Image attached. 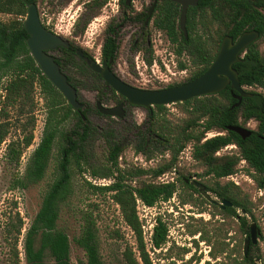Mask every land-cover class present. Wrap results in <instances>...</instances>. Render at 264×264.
<instances>
[{"label":"trees","instance_id":"16d2710c","mask_svg":"<svg viewBox=\"0 0 264 264\" xmlns=\"http://www.w3.org/2000/svg\"><path fill=\"white\" fill-rule=\"evenodd\" d=\"M38 2L39 0H0V81H5L0 102V118L4 115V120L0 119V147L9 135L10 109L24 117L25 121L20 125L23 137L8 144L6 158H10L18 165L23 151L32 144L36 88L40 90L45 100L47 118L44 135L31 156L27 170V177L31 181L42 179L53 144L56 138L59 139L57 177L44 193L40 208L25 236L27 264H45L43 261L45 252L49 254L54 264H71L69 238L58 230L57 224L61 205L72 195L70 171L72 163L80 175L88 173L92 178L112 181L106 186H96L90 182L86 184L93 192L110 194V199L119 207L123 222L135 236L138 255L126 249L124 251L126 264H153L146 250L136 202L140 201L147 207H154L157 203L167 202L174 195H179L178 191L182 189L185 196L183 194L179 196L181 204H195L194 198L188 195L190 192L198 194L202 204L209 203L199 195L195 187L185 181L187 178L183 175L181 178L175 177L172 181H159L166 174H177L179 154L188 145L191 148V158L204 168L201 177L208 179L204 184L206 191L232 204L223 210L213 204L212 207L223 221H237L240 234L248 236L247 216L255 221L250 196L243 192L241 185H235L226 180V177L234 174L239 163L244 162L248 167L247 172L254 181L255 189L264 190V93L249 91L252 96L242 98L237 107L234 106L237 102L234 95L237 93L230 87H226L218 94L176 103L174 106L180 107L185 117L174 122L163 114L165 106L153 107L148 110L147 127L134 134V150L137 154L143 155L146 161L151 160L156 152L162 155L161 159L155 166L149 168H121L118 159L123 148L117 137L118 132L113 127L114 120L106 117L110 120L106 128L95 126L89 116L92 113L101 114L95 105L81 99L79 89L89 87L94 90L100 102L111 101L119 104L125 102V99L106 86L100 76L78 58L75 51L81 48L70 44L68 49H58L59 56L56 57V62L60 71L67 76V81L76 89L77 99L82 105L78 112L72 110L63 96L42 74L26 46L24 18L28 6L31 3L37 5ZM105 3L106 0H94L87 5L88 12L75 22L73 33H83L89 22L90 13L101 9ZM120 3L125 10L129 9L123 0ZM156 11L155 27L163 31L172 43L174 54L178 58L186 57L188 65L177 60L178 70L183 71L189 67V76L185 82L195 79L211 65L224 36H231L235 41L244 32L256 31L259 34L257 41L246 48L243 60L235 64L234 68L242 87L264 89V51L261 50V46H264V0H199L196 7H190L187 11V39L178 29L180 9L177 4L169 0H158ZM1 16L6 18L2 19ZM114 25L116 24L113 22L107 25L101 45L102 56L112 63L119 48L117 36L112 30ZM143 50L148 55L146 61L150 62L152 50L147 47H143ZM83 54L88 58L92 57L85 49ZM175 85L179 84L174 83L167 87ZM70 119L74 120L73 126L68 130H61ZM249 120H254L256 127L245 139L228 130L230 126L243 127ZM212 131L219 134L206 138V134ZM97 138L104 140L107 145V164L101 171L94 170L85 156L88 145ZM229 145L236 147L235 154H219ZM165 154L168 156L164 157ZM80 215L79 233L73 238V242L83 251L85 257V261L79 264H102L98 229L93 214L90 210H81ZM21 228L22 220L17 217L16 241ZM167 237L166 224L157 216L151 235L152 248L160 249L166 243ZM36 239H39L38 248H35ZM217 239L215 236L216 243ZM256 249V246L250 245L247 256H243L242 253L239 259L235 257L231 259L232 255L229 254L227 264H253L254 257L261 259L259 254H254ZM219 253L224 254L225 247H221ZM211 255L217 257L215 253ZM14 256L18 257L16 251Z\"/></svg>","mask_w":264,"mask_h":264},{"label":"rangeland","instance_id":"374dc122","mask_svg":"<svg viewBox=\"0 0 264 264\" xmlns=\"http://www.w3.org/2000/svg\"><path fill=\"white\" fill-rule=\"evenodd\" d=\"M89 1L91 0H39L37 10L42 24L48 26L49 30L73 42L81 49L87 50L100 62V48L104 38V28L110 18L117 17L119 8L118 11L113 6L102 8L90 19L83 33L74 34V24L79 17L88 11L85 4ZM147 2L148 0H132L134 12L141 10L142 3L145 10ZM1 17L2 19L6 18V16ZM147 32L152 58L156 61L157 58H160L167 64V67L162 66L164 72L160 73L161 70H154L155 74L161 79L159 81L151 79L150 83H147L151 72L147 65V68L141 66L143 64L141 59H146L148 55L141 46L137 49L133 47L134 42L139 40L140 36V27L137 24L124 26L121 30L113 72L122 81L142 89H162L166 88L168 84L184 83L189 76V67L183 71L178 70L177 60L179 59L187 64L186 57L178 58L174 54V46L169 43L162 32L156 31L151 25L147 27ZM261 50L264 51V46H261ZM52 54L55 57L59 56L57 52ZM4 82V80L0 81V102ZM253 89L255 88H244L246 91ZM79 95L83 101L91 105H95V102L98 101L97 93L89 87H80ZM34 101L33 141L23 151L19 164L16 165L10 158H6L8 144L23 137L20 125L25 121V118L20 117L14 109H10L8 114L11 123L9 135L0 147V264H27L24 248L27 230L40 208L44 193L57 177V164L59 162L58 138L53 144L42 179L31 181L27 177L31 156L44 135L47 118L46 103L38 88L35 90ZM101 103L108 107L114 105L111 101ZM162 112L167 119L173 122L185 117L180 107L174 105L165 106ZM106 117L108 116L92 113L89 119L95 126L102 129L109 125L110 120ZM0 119L4 120V115ZM112 119L115 122L113 127L118 132L117 137L123 148L118 159L119 166L121 168H149L155 166L162 155L156 152L151 160L146 161L143 155L137 154L134 150V134L139 130L143 131L147 127L149 122L148 112L140 107H131L127 109L121 120L116 117ZM73 122L74 120L70 119L61 127V130L70 129ZM243 127L253 130L256 127V122L249 120ZM218 134L216 131H212L206 134V138ZM235 153L236 147L231 145L219 152V154ZM85 156L89 159L94 170L101 171L107 164V145L105 141L98 138L94 139L88 145ZM167 156L168 154H165L164 157ZM203 169L191 158V148L188 145L179 154L177 174H166L159 181H172L175 177L181 178L183 175L187 179L191 177V179L204 185L208 179L201 177ZM70 171L72 195L61 205L57 228L69 238L71 264H79V262L85 261L83 251L73 242V238L79 233L81 210H90L96 221L102 264H126L124 260L126 249H130L136 256L138 255L135 236L123 222L119 207L110 199V194L107 192H93L86 184V182H90L92 185L106 186L111 184L112 181L92 178L88 173L80 175L74 163L71 164ZM247 171L246 164L240 162L237 166L234 181H237L243 192L250 196L255 221L247 216V222L248 225L253 222L256 223L259 231L258 243L255 245L257 249L254 254H259L261 259L254 257L252 263L255 259H258V264H264V190L255 189L254 181ZM178 185L180 186L179 183ZM178 194L167 202L157 203L154 207H147L140 201L136 202L137 215L141 223L146 250L153 264H227L229 254L232 255L231 259L234 257L239 259L243 253V243L246 236L238 231L237 221H223L216 209L212 207V204L201 203L198 194L188 193L194 198L195 204H181L179 196L182 194L185 196V193L182 189H179ZM210 195L218 200L212 193ZM218 209L220 208L218 207ZM238 212L243 215L240 211ZM157 216H160L165 222L168 237L166 243L160 249H153L151 235ZM17 217L22 220V228L16 241ZM215 236L218 237L217 243ZM38 247L39 239H36L35 248ZM221 247H225V253L222 255L219 253ZM15 251L18 253L17 258L14 256ZM212 253H215L217 257H213ZM43 261L45 264H54L47 252L44 253Z\"/></svg>","mask_w":264,"mask_h":264},{"label":"water","instance_id":"95a60500","mask_svg":"<svg viewBox=\"0 0 264 264\" xmlns=\"http://www.w3.org/2000/svg\"><path fill=\"white\" fill-rule=\"evenodd\" d=\"M170 1L181 7L179 26L185 39H187L188 33L185 27L187 10L189 7L197 6L198 0ZM127 2L129 3V0ZM152 10L153 7L150 8L149 13ZM23 27L27 34L26 46L29 54L40 68L42 74L63 96L73 111L78 112L81 110L82 105L77 99L76 89L67 81V76L60 71L58 63L50 54L57 48L68 49V41L51 32L42 24L37 5L33 3L27 8ZM258 37L259 34L256 31L244 32L236 41L230 36L223 37L216 58L204 73L189 82L157 90L139 89L127 84L110 70L105 59L100 65L95 60L85 56L81 49L76 50V55L83 60L92 72L100 76L105 85L110 87L116 94L122 96L127 104L133 107L149 110L155 106L174 105L194 98L218 94L228 86L231 90L237 92V95L234 96L237 99V103L234 106L237 107L240 105L242 98L250 97L251 95L241 87L238 74L233 65L242 61L241 55L243 51L247 46L255 42ZM95 107L101 115L111 118L121 119L125 113L122 103L108 107L100 101H96ZM82 118L84 119V117ZM228 130L237 133L242 139L249 137L251 134L248 129L240 126H230ZM185 181L195 187L207 202L218 206L221 210L232 206L230 202L224 199H214L206 191L204 185L191 179V177ZM258 236V227L253 222L249 225V234L244 239L243 256H247L250 245L255 246L258 243ZM258 261V259H255L253 264H258Z\"/></svg>","mask_w":264,"mask_h":264},{"label":"flooded vegetation","instance_id":"af4514ba","mask_svg":"<svg viewBox=\"0 0 264 264\" xmlns=\"http://www.w3.org/2000/svg\"><path fill=\"white\" fill-rule=\"evenodd\" d=\"M94 0H91V1H89L87 4H85L86 5V8H87V5H89L91 2H93ZM124 2H125V6H127V7H129V9H124L123 7H122V5H121V0H106V3H105V5L102 7V8H104V7H111V6H113V7H116V10L118 11V8H119V11L117 12L118 13V15H117V17L116 18H110V20L108 21V23L106 24V26H105V28H104V31L106 30V27H107V25L110 23V22H113L114 24H116V25H114L113 27H112V30H113V34H116V42H117V44H118V47H119V39H120V32H121V30H123V27L124 26H127V25H130V24H137L139 27H140V36H139V40H137L136 42H134V44H133V47L135 48V49H137V48H139L140 46L142 47V49H143V47H147V48H150L151 49V46H150V42H149V34H148V32H147V27L148 26H152V28H154L156 31H159V32H162L163 33V31H161V30H159L158 28H156L155 27V25H154V19H155V17H156V13H157V11H156V5H157V2H158V0H156V2H154V0H148V2L146 3V9L144 10V8H143V3L141 4V6H142V8H141V10L139 11V12H134V10H133V3H132V0H129V3L127 2V0H123ZM170 1V0H169ZM172 2V1H171ZM198 2H199V0H198ZM174 3V2H173ZM176 4V3H175ZM178 5V4H177ZM198 5V4H197ZM179 6V9H180V12H181V7H180V5H178ZM151 7H153V10L149 13V10H150V8ZM196 7V6H195ZM101 8V9H102ZM190 8V7H189ZM188 8V9H189ZM101 9H99V10H96V11H94L93 13H90V18H89V21H90V19L93 17V16H95ZM188 11V10H187ZM88 11H86L85 12V14L87 13ZM85 14H83V16L85 15ZM82 17V16H81ZM179 17H180V14H179ZM179 17H178V29L180 30V26H179ZM80 18V17H79ZM78 18V19H79ZM95 20H96V18H95ZM186 22H187V14H186ZM89 23V22H88ZM45 25V24H44ZM45 27L47 28L48 26H46L45 25ZM185 27H186V24H185ZM48 30H49V28H47ZM186 30H187V28H186ZM51 31V30H50ZM181 31V30H180ZM52 32V31H51ZM247 32H249V31H247ZM54 33V32H53ZM104 33V32H103ZM187 33H188V31H187ZM56 34V33H55ZM164 34V33H163ZM183 34V33H182ZM243 34V33H242ZM241 34V35H242ZM58 35V34H57ZM165 35V34H164ZM240 35V36H241ZM60 36V35H59ZM112 37H114V35H111ZM184 36V35H183ZM239 36V37H240ZM62 37V36H61ZM105 37V36H104ZM225 37V36H224ZM231 37V36H230ZM238 37V38H239ZM63 38V37H62ZM146 38V39H145ZM167 38V37H166ZM185 38V37H184ZM188 38V37H187ZM64 39V38H63ZM223 39V38H222ZM64 40H66V39H64ZM103 40H104V38H103ZM167 40H168V38H167ZM66 41H68V40H66ZM169 41V40H168ZM236 41V40H235ZM257 41V40H256ZM255 41V42H256ZM143 42V44H141ZM221 42H222V40H221ZM68 43H69V46H70V44H73V45H75L73 42H70V41H68ZM103 43V42H102ZM169 43H170V41H169ZM254 43V42H253ZM252 43V44H253ZM172 44V43H171ZM102 45V44H101ZM221 45V44H220ZM251 45V44H250ZM248 47V46H247ZM246 47V48H247ZM246 48H245V50L243 51V53H242V55H241V58H242V60H243V57H244V55H245V53H246ZM58 49L59 48H57L56 50H54V51H52V52H50V54L53 56V52H57L58 53ZM119 49V48H118ZM219 49H220V47H219ZM78 50V49H77ZM82 51H83V49H81ZM219 51V50H218ZM76 52V51H75ZM118 53V52H117ZM218 54V53H217ZM92 57L90 58V59H93V60H95L97 63H99L100 65L102 64V62H103V60L105 59L106 60V58L105 57H103L102 56V54H101V48H100V57H101V61L100 62H98L96 59H95V57L92 55V54H90ZM217 56V55H216ZM54 58H55V60H56V57L55 56H53ZM153 57V55L151 54V61L150 62H147L146 61V59H144V58H142L141 60H142V62L145 64V65H147L148 67H149V69H150V72H151V75L149 76V77H151L152 76V70H151V66L153 65V62L155 61V59H153L152 58ZM116 58H117V54H116ZM137 59H138V56L136 57ZM216 58V57H215ZM159 60H161L160 58H157V61L159 62ZM115 61H116V59H115ZM115 61H114V63H115ZM214 61V60H213ZM106 63H107V65L109 66V68H110V70L113 72V64L114 63H112V61L111 60H109V61H107L106 60ZM137 64V63H136ZM212 64V63H211ZM237 64V63H236ZM235 65V64H234ZM234 65H233V68H234ZM209 68V67H208ZM207 68V69H208ZM206 69V70H207ZM235 69V68H234ZM186 70V69H185ZM205 70V71H206ZM236 70V69H235ZM204 71V72H205ZM203 72V73H204ZM237 72V71H236ZM114 73V72H113ZM115 74V73H114ZM238 74V73H237ZM116 75V74H115ZM117 76V75H116ZM102 80V79H101ZM150 80H151V78L150 79H148V81L149 82H147V83H150ZM184 83H186V82H184ZM128 84V83H127ZM168 85H170V84H168ZM167 85V86H168ZM107 86V85H106ZM176 86V85H175ZM134 87V86H133ZM172 87V86H171ZM229 87V86H228ZM242 87V86H241ZM135 88H137V87H135ZM167 88V87H166ZM243 89L244 88H246V87H242ZM249 88H255V87H249ZM139 89H142V88H139ZM146 90H157V89H146ZM234 91V90H233ZM246 91V90H245ZM249 91H262L263 93H264V89H261V88H255V89H253V90H248V91H246L247 93H249ZM237 93V92H236ZM250 94V93H249ZM118 95V94H117ZM237 95V94H236ZM251 95V94H250ZM235 96V95H234ZM252 96V95H251ZM250 96V97H251ZM235 98V97H234ZM236 99V98H235ZM237 100V99H236ZM237 103V102H236ZM235 103V104H236ZM119 104H121V103H119ZM122 104H123V109H124V112L126 113V111H127V109H129V108H131V107H133V106H130V105H128L127 104V102H126V100H125V102H122ZM116 105H118V104H115L114 103V105L113 106H116ZM109 107H112V106H109ZM141 108V107H140ZM153 108V107H152ZM151 108V109H152ZM144 109V108H143ZM151 109H149V110H151ZM147 112H148V109H145ZM125 113H124V115H125ZM124 117V116H123ZM122 119V118H121ZM244 128H246V127H244ZM246 129H248V128H246ZM250 132H251V129H248Z\"/></svg>","mask_w":264,"mask_h":264},{"label":"built area","instance_id":"2783aa9c","mask_svg":"<svg viewBox=\"0 0 264 264\" xmlns=\"http://www.w3.org/2000/svg\"><path fill=\"white\" fill-rule=\"evenodd\" d=\"M143 63V62H142ZM160 64V65H159ZM143 68H147V66L143 63L142 65H141ZM162 66L163 67H167V64L166 63H164L162 60H160V62H158V61H154L153 62V65L151 66V70H152V76L150 77L152 80H155V81H159L161 78H159L158 77V75H156L155 74V72H154V70L155 71H160V73L161 72H164V70H163V68H162ZM163 70V71H162ZM165 75V74H164ZM162 81V80H161ZM236 175V172L234 173V174H232V175H229V176H227L226 177V180H228V181H231V182H233L235 185H239V183L237 182V181H234V176Z\"/></svg>","mask_w":264,"mask_h":264}]
</instances>
